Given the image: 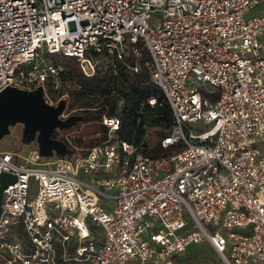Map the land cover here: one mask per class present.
<instances>
[{
	"label": "built area",
	"instance_id": "1",
	"mask_svg": "<svg viewBox=\"0 0 264 264\" xmlns=\"http://www.w3.org/2000/svg\"><path fill=\"white\" fill-rule=\"evenodd\" d=\"M259 5L0 0V91L43 87L46 103L58 106L64 68L43 53L76 57L87 76L116 75L140 72L143 63L129 58L143 48L150 81L173 113L162 146L181 144L148 157L120 138V116L104 115L106 138L84 156L0 149V175L17 177L3 194L0 264H174L203 241L226 264H264V10L248 17ZM77 111L65 107L60 118ZM101 195L117 200L112 212Z\"/></svg>",
	"mask_w": 264,
	"mask_h": 264
},
{
	"label": "trees",
	"instance_id": "2",
	"mask_svg": "<svg viewBox=\"0 0 264 264\" xmlns=\"http://www.w3.org/2000/svg\"><path fill=\"white\" fill-rule=\"evenodd\" d=\"M141 52L140 58H129L143 63L140 72L126 74L119 68L115 75L106 69L98 70L93 76L84 74L76 57L43 53L49 63L61 64L64 68L58 92L67 95L66 111L76 107V115L82 117L72 127L56 130L52 135L67 144L72 156H84L91 147L105 140L104 115L120 116V138L137 145L148 157H162L180 149L181 144L162 146V140L171 132L173 113L163 91L150 81L144 64L149 53L143 48ZM48 83L54 84L51 76ZM152 96L157 98L154 107L147 103Z\"/></svg>",
	"mask_w": 264,
	"mask_h": 264
},
{
	"label": "water",
	"instance_id": "3",
	"mask_svg": "<svg viewBox=\"0 0 264 264\" xmlns=\"http://www.w3.org/2000/svg\"><path fill=\"white\" fill-rule=\"evenodd\" d=\"M66 107V100L58 106H50L44 98L43 87L28 91L16 87H7L0 91V139L10 134L11 127L23 125L22 142L25 144L36 141L40 153L45 157L56 154L66 156L70 154L67 144L52 137L56 130L72 127L82 120L79 115L65 120L60 114ZM15 174L3 172L0 175V215L4 190L16 181Z\"/></svg>",
	"mask_w": 264,
	"mask_h": 264
},
{
	"label": "rangeland",
	"instance_id": "4",
	"mask_svg": "<svg viewBox=\"0 0 264 264\" xmlns=\"http://www.w3.org/2000/svg\"><path fill=\"white\" fill-rule=\"evenodd\" d=\"M264 7L263 5H259L253 8L248 17L258 16L263 13ZM155 17H160L159 15H155ZM150 25H154L153 22ZM23 135V125L17 124L11 127L10 134L4 136L0 139V149L4 150H17L22 156H27L29 151L35 147H37V142L34 141L29 144H25L22 142ZM264 150V146H262ZM68 158L72 159V154L67 155ZM80 177L84 180H90V176L86 174H81ZM39 189V182L32 178L30 182V194L31 196H35ZM110 194L114 195L115 190L109 191ZM117 200L108 199L105 196L101 195V206L107 212H112L116 206ZM188 221V226L186 229H191L193 227V220L190 217L186 218ZM98 234H101V228H98ZM237 232H242V229H236ZM183 232V230L181 231ZM230 248L227 251V256L230 258ZM174 264H226L221 256L211 247V245L207 241H203L198 244H192L188 247L185 253H182L173 258ZM129 264H138L136 260L131 261Z\"/></svg>",
	"mask_w": 264,
	"mask_h": 264
}]
</instances>
